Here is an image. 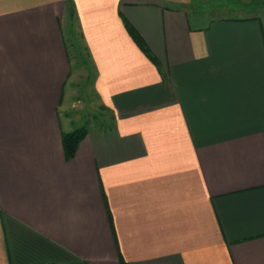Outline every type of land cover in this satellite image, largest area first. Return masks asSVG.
I'll list each match as a JSON object with an SVG mask.
<instances>
[{
    "label": "crops",
    "instance_id": "1",
    "mask_svg": "<svg viewBox=\"0 0 264 264\" xmlns=\"http://www.w3.org/2000/svg\"><path fill=\"white\" fill-rule=\"evenodd\" d=\"M194 1L0 0V264H264V9Z\"/></svg>",
    "mask_w": 264,
    "mask_h": 264
},
{
    "label": "rangeland",
    "instance_id": "2",
    "mask_svg": "<svg viewBox=\"0 0 264 264\" xmlns=\"http://www.w3.org/2000/svg\"><path fill=\"white\" fill-rule=\"evenodd\" d=\"M193 4L195 12L206 14L209 18L246 15L264 9V0H212L208 3L200 1L199 3L196 2ZM69 33V51L72 63L74 64V68L80 70L81 73L80 80L77 83L80 96L75 101V105L71 107L69 113L77 117L76 125H78V128H103L109 123V114L105 108L98 103L97 97L92 90V81L94 77L93 66L73 20L70 21Z\"/></svg>",
    "mask_w": 264,
    "mask_h": 264
},
{
    "label": "trees",
    "instance_id": "3",
    "mask_svg": "<svg viewBox=\"0 0 264 264\" xmlns=\"http://www.w3.org/2000/svg\"><path fill=\"white\" fill-rule=\"evenodd\" d=\"M126 27L140 49H142L151 58L150 54L147 51V48L144 46L142 39L137 35V33L131 26L126 25ZM84 133L85 131L83 128H77L69 133L64 134L63 144L67 158H71L73 156L76 146L80 139L83 137Z\"/></svg>",
    "mask_w": 264,
    "mask_h": 264
}]
</instances>
